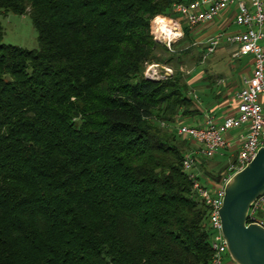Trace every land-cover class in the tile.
<instances>
[{"label": "trees", "instance_id": "16d2710c", "mask_svg": "<svg viewBox=\"0 0 264 264\" xmlns=\"http://www.w3.org/2000/svg\"><path fill=\"white\" fill-rule=\"evenodd\" d=\"M189 1L0 0L38 42L2 43L0 22V264L210 263L208 210L181 165L190 142L172 129L201 106L177 67L144 74L194 46L174 10ZM158 16L179 19L171 45L186 48L163 57ZM228 156L203 172L212 182Z\"/></svg>", "mask_w": 264, "mask_h": 264}, {"label": "built area", "instance_id": "2783aa9c", "mask_svg": "<svg viewBox=\"0 0 264 264\" xmlns=\"http://www.w3.org/2000/svg\"><path fill=\"white\" fill-rule=\"evenodd\" d=\"M237 2L238 11L234 22L244 27L243 30L229 35L217 33L207 40L203 58L211 54L219 41L225 36L230 43H235V55L250 56L251 74L243 78V85L235 92L236 104L220 121L214 115L207 114L195 125L177 122L175 133L190 142L182 158V170L188 174L192 191L208 210L207 223L212 231L210 247L212 256L209 264H225L226 242L221 233L219 208L222 205L223 186L227 179L240 170L252 159L258 147L264 144V116L259 95L264 94V50L260 44L264 37V0H249L247 6L243 0H191L178 3L174 10L185 20L190 28L210 22L222 10ZM148 77V76H146ZM150 78V77H148ZM154 79V78H150ZM245 129L240 144L234 149L233 142L225 136L231 129ZM229 152L226 168L220 182L205 184L198 179L196 166L201 159H210L217 153ZM264 195L250 207L248 221H256L264 226V218L257 219L255 213Z\"/></svg>", "mask_w": 264, "mask_h": 264}, {"label": "crops", "instance_id": "0c3cea01", "mask_svg": "<svg viewBox=\"0 0 264 264\" xmlns=\"http://www.w3.org/2000/svg\"><path fill=\"white\" fill-rule=\"evenodd\" d=\"M243 1L247 6L249 5V0ZM237 11L238 5L235 2L222 10L210 22L191 28L193 45H196L198 50L202 51L207 45V40L217 33H223L226 36L243 30L244 27L234 22ZM225 36L216 45L214 51L207 56L208 60L195 64L193 68L195 72L190 80L187 81L188 84L191 83L196 89L205 94L210 91V94L206 96L208 101L205 102L204 106L199 102L198 96L196 100L201 105L202 117L204 116V112H208V114L214 115L220 121L235 106V92L243 85V78L249 76L252 70L251 57L247 55H235L236 44L227 41ZM260 44L264 50V37L261 39ZM206 62L209 64H206ZM259 100L264 116V94L259 95ZM244 133L245 129L241 127L227 131L225 136L233 142L234 149H237ZM227 154L230 156L229 152ZM257 210L259 211V215L256 218H264V199ZM229 260V258H226L225 264H234L231 260L232 263H230Z\"/></svg>", "mask_w": 264, "mask_h": 264}, {"label": "water", "instance_id": "95a60500", "mask_svg": "<svg viewBox=\"0 0 264 264\" xmlns=\"http://www.w3.org/2000/svg\"><path fill=\"white\" fill-rule=\"evenodd\" d=\"M219 208L221 233L234 264H264V226L248 221L252 204L264 195V144L224 183Z\"/></svg>", "mask_w": 264, "mask_h": 264}, {"label": "rangeland", "instance_id": "374dc122", "mask_svg": "<svg viewBox=\"0 0 264 264\" xmlns=\"http://www.w3.org/2000/svg\"><path fill=\"white\" fill-rule=\"evenodd\" d=\"M162 17L164 19L162 21V27L160 29L165 30V29L175 28L180 33L179 36H174L171 39H167L164 36V31L162 32H160V30L157 31L151 24V31L154 35V38L158 42L163 43L167 48H169L168 49L169 52H164L162 54L163 57H167L170 55V53L175 54L174 51H176V54H177L181 49L186 48L188 44L178 45L177 49H174V47H172L171 44L177 41L181 37L180 21H178L179 19L175 17L174 18L166 17V16H162ZM0 22L3 28V36L1 39L2 43L15 45V46L25 48V49H34V50L38 49L37 32L32 26L28 13H24L22 15H17L11 12L0 13ZM189 47L190 48H188L187 50L188 53H184V54L179 53L180 61H177L175 57V59H173L170 62V64L149 63L144 68V74L156 80H163L166 77L172 75L174 72V69L177 67V69L183 73L185 80L189 81L195 72L193 69L195 64L200 61L208 60V57L203 58V53L198 52L200 50H198V47H196V45L189 46ZM206 64H209V63L206 62ZM189 94L192 95L194 98H197L198 96L199 102H201L204 106L205 102L208 101L206 96L210 94V91H208L207 94H205L204 92H201L199 89H196L190 83L189 84ZM207 114L208 112H204L203 115L205 116ZM176 124L177 123H175L172 126V129L175 130ZM201 161H203V165L201 164L200 167H197L199 174L202 176V179L204 182L205 181L211 182L208 176L204 174L203 172L210 171L212 168L213 169L217 168L216 170L223 168V165H224V162H226V159L213 157V158L206 159V160L203 159Z\"/></svg>", "mask_w": 264, "mask_h": 264}, {"label": "bare ground", "instance_id": "6f19581e", "mask_svg": "<svg viewBox=\"0 0 264 264\" xmlns=\"http://www.w3.org/2000/svg\"><path fill=\"white\" fill-rule=\"evenodd\" d=\"M163 17L162 16H158L153 23V27L158 31L160 30V32L164 31V36L167 39H171L174 36H179L180 33L175 29V28H170V29H165L162 30L160 29L162 27V21H163ZM155 32V31H154Z\"/></svg>", "mask_w": 264, "mask_h": 264}]
</instances>
